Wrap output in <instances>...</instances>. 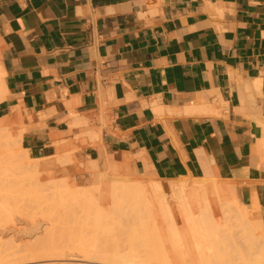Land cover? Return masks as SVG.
Listing matches in <instances>:
<instances>
[{"label":"crops","instance_id":"obj_1","mask_svg":"<svg viewBox=\"0 0 264 264\" xmlns=\"http://www.w3.org/2000/svg\"><path fill=\"white\" fill-rule=\"evenodd\" d=\"M0 66L41 169L218 177L264 223V0H0Z\"/></svg>","mask_w":264,"mask_h":264},{"label":"bare ground","instance_id":"obj_2","mask_svg":"<svg viewBox=\"0 0 264 264\" xmlns=\"http://www.w3.org/2000/svg\"><path fill=\"white\" fill-rule=\"evenodd\" d=\"M2 75L3 69L0 66V100L2 99L3 94L6 90L2 81ZM258 84L262 85L259 83V80ZM9 123L11 124V122H9V119L6 117L0 119V190L2 191V193H0V244L5 241L7 242L8 240V242H10L8 244L6 242L4 243L7 247L4 251H0V255L8 257L17 256L19 254L29 255L24 260L28 262H32L35 260H50L56 264H151L153 261H155V258H157L154 257L152 258L154 260L151 263L148 262L150 258L146 255H148L152 251L153 255L156 254L154 250L149 251L152 248H150L148 252L145 251L144 248L145 253L147 252L148 254H142L144 251L137 252L134 249L127 250V246L123 247L124 245L122 246V248H120V244L116 246L115 249L110 250L108 249V246H105L107 243H109L107 238L106 239L108 242L106 243L104 241L106 243H103L104 245L102 244L103 241H100L104 240V238L101 237L102 235H104V237H109L112 236L111 234H114V236L116 234L113 233L115 232L114 227L116 225H114L113 227V225L111 226L107 224L109 221V223H111L113 219L114 222H112L111 224H116L117 222H119L117 221L115 223L117 217L114 218L112 216V213L115 212L114 210H117L116 212L119 211L121 213L122 209L127 210L130 207V209H133L134 211L136 210V212L138 211V213H140L138 209H141L144 211L141 212H148L151 214V216L154 215V211H157L156 209H160L163 217H169L167 219L171 220L173 224L171 225L170 222L169 225L171 226L168 227L169 233L167 235L168 239L170 240L172 249L178 247V244L181 242L182 231H187L190 236L189 238H191L192 240H190L191 242L187 241L186 244L191 247L192 252L194 254L207 253L205 258L194 259L192 264H234L231 260V256H239L244 258V252H246V249H250L255 246V240L257 237H261L263 241V244L258 243L260 249L262 250V255L260 256V258H258V264H264V223L262 214L260 213V211H258V213L251 211L245 205H243L238 198L229 199L227 197L226 187H224L221 183L212 181L207 182L203 179V181L198 180L200 181H197L198 183H191L192 185L188 184V182L186 181H181L178 184H162L160 182L149 181V184H143L142 181L144 180L139 182L140 184H135V182L134 184H130L126 183L127 181L124 182L125 180H115L112 181L113 183L108 184L107 190L103 192V186L101 184L102 175H100V172L102 171H100V169L103 164H105L106 162L109 163L107 159H104L100 161H90L87 165V168L92 172V175H94V181L96 182V187L94 188L99 190V192L97 191L98 194L95 193V190L92 188V186L91 188H88L90 190H88L87 188L84 189V186L83 188H73L71 185L66 184L67 181L66 183L63 182L64 185H56V189L50 190L51 187L54 188L55 186H50L52 184L44 186L45 184H43V182L39 180L40 178H37L39 177V175L34 176V170L38 169L37 165H39V163L36 164L35 162L34 165V163H30L31 161H28H38V159L31 158L28 154L27 149L23 148L21 144L23 136L22 134H13V136L10 134V132H8V130L10 131L11 129L8 128L10 126ZM20 132L22 133V131ZM95 133H92L94 139L96 137ZM14 145L19 146L18 148L20 150H23L24 153L19 154L20 152H17L13 148ZM258 147L264 148V124L263 135L259 139ZM13 150H15L17 153ZM111 164H113V161ZM106 167L108 168L109 166H105L104 170L107 169ZM30 170H32L33 175ZM40 181L42 182V184ZM26 188H28V190L29 188L32 189L28 191L29 193L31 192L30 194L32 196L29 195V197L31 196L32 198L25 205V202H17V200L21 201L20 199L22 198L17 194L22 195L24 193L23 195L25 196V194L27 193ZM24 189L26 190L24 191ZM37 190L39 192H44L46 198H50L48 200L53 201L49 202L46 200L47 203H44L43 200V202H41L42 200H39L41 195L38 199L36 197L34 200V197L39 195V192L38 194H34L35 196L33 195V192ZM20 191L23 192L21 193ZM15 195L21 198H17V196ZM106 197H109L111 200V205L107 208L104 205ZM15 198H17V200ZM25 198L23 197L22 199L25 200ZM171 198L174 199L173 203L170 202ZM51 204H53V206ZM125 210L123 214L126 215L128 211L125 212ZM174 210H177L182 217V221L184 224V226L182 227L183 229H179L180 227L178 228L177 222L174 220ZM111 211H113L111 213L112 215L110 214ZM160 211L159 214H161ZM116 212L114 213V215L116 214ZM118 215L122 216V214L119 213ZM129 215L131 216V213ZM129 215H127V218ZM66 216H74L73 218H76L75 216H77L80 219L79 221L82 227H85L84 230L89 231L88 229L91 228V231L93 227L95 229H93V232H97L96 234L98 235L86 231L89 234L91 233L90 236L93 234L96 237L92 235L91 238H95L91 239L90 236L87 237L85 234V236L87 237L86 241L88 242H85L84 240V243L70 242L69 237L67 240L69 242L57 241L54 238V232L55 230H57V225L60 222L59 220ZM111 216L113 218H111ZM141 216L142 215L138 217L140 218L139 220H141V218H143L145 215L143 217ZM132 217L133 219H137L135 215H133ZM122 218L123 216L119 217V220ZM144 218L142 220H144ZM123 219H125V217ZM154 219H156L155 216ZM167 219L166 221L168 222L169 220ZM145 221L146 220H144V222ZM90 223L93 224H91L92 227L87 228V226H90ZM117 224L120 225V222ZM65 225L67 224L65 223ZM156 228H152L155 233L158 230ZM129 230H132L131 227L129 228ZM146 230L148 229L146 228ZM67 233L69 232H66V234ZM155 233L154 236H156V238L158 239V242H154L155 244L152 242V239L155 238L154 236L153 238L152 235H149L150 237L146 236V238H144V236V240L147 238L148 241L151 240L147 242V244L151 243V247L152 243L156 245L160 241V243L157 245L158 249L160 245L163 248L165 246V239H163L164 237L162 233L160 234V232H158L156 233L157 235H155ZM140 236L136 237H139L140 239ZM65 237L62 236V239ZM130 237L132 240L133 237L131 234ZM136 237L134 239H137ZM110 238L113 239L112 237ZM120 238L121 237H119V239ZM127 238L129 239V237H126V239ZM77 239L78 238H76V240ZM123 239H125V237ZM138 244L140 245V243ZM79 246L81 247L80 249L83 250H81L84 253L83 255L73 251L74 248L77 249V247ZM142 246L140 245V247ZM144 247H147V245H145ZM214 247L217 248L221 256L219 259H211L208 256V254L211 253V250ZM153 248H155L156 251V246H153ZM162 250H164V248ZM162 250L159 249V251L157 252V254L159 255L158 256L156 254L158 258L161 257L160 253L162 252L160 251ZM165 253L166 252L162 253V255ZM144 255L149 259L140 260V257L144 258L142 257ZM167 255L168 253L165 254L166 258H168ZM163 258L166 259L165 257ZM168 259L166 261H169ZM157 260L156 262H158ZM165 264L168 263L165 262ZM169 264H171V262Z\"/></svg>","mask_w":264,"mask_h":264},{"label":"rangeland","instance_id":"obj_3","mask_svg":"<svg viewBox=\"0 0 264 264\" xmlns=\"http://www.w3.org/2000/svg\"><path fill=\"white\" fill-rule=\"evenodd\" d=\"M10 125V126H9ZM9 129H10V131L8 130V132H10V134L11 135H17V134H22L21 132H16V129L14 128V124L13 123H9ZM13 127V128H12ZM13 135V136H14ZM258 142H259V140H258ZM19 146H17V145H14V149L17 151V152H20L19 154H23L24 153V151L23 150H20L19 148H18ZM15 150H13L14 152H16ZM19 150V151H18ZM23 151V152H22ZM260 153H259V155H260V157L262 158V160L264 161V148H259V150H258ZM16 152V153H17ZM22 152V153H21ZM108 160V162L109 163H105V164H103L102 165V167H101V169H100V171H102V172H100V175H102V177H101V184H102V186H103V192L104 191H106L107 190V186H108V184H111V183H113L112 181H115V180H119V181H124V182H126V183H130V184H134V182H135V184L136 183H138V184H140L139 182H141L142 180H144V181H142L143 182V184H149L150 182L149 181H153V182H160V183H162V184H178V183H180L181 181H186V182H188V184H190V185H192L191 183H193L194 184V182H196V183H198V182H200V181H203V179H204V181L206 180L207 182L209 181H212V182H219V183H221L224 187H226V191H227V197L229 198V199H237V197H236V195H235V192L233 191V189L229 186V184L226 182V181H224V180H222L221 178H218V177H212V176H208V177H204V178H193V177H184V178H180V179H174V180H168V181H158V180H155V179H153V178H146V177H144V176H141V175H139L138 173H136V172H133L131 169H130V167L128 166V165H124V164H120V163H115V165H114V162H113V164H111L112 163V161L111 160H109V159H107ZM31 161V162H30ZM28 162H30V163H34V165H35V162H36V164L38 163V161L36 160H29ZM109 164V165H108ZM105 166H109L106 170H104L105 169ZM37 167H38V171L37 170H34L35 172H34V176H38L39 175V177H37V178H40L39 180H41L42 182H43V184H45L44 186H46V185H50V184H52V185H50V186H55L54 188H50V190H54V189H56V185H58L59 186V184L60 185H64V183L63 182H65L66 183V181H67V183L66 184H68V185H71L73 188H79V187H82L83 188V186H84V189L85 188H91V186H92V188L95 190V193H97V191L99 192V190L98 189H96V188H94V187H96V182L94 181V175H93V180H90V181H88V182H83V181H81V180H76V179H74V178H71V177H68V176H61L60 174H58V173H54V172H52V171H48V170H44V169H41L40 167H39V165H37ZM37 171V172H36ZM107 171V172H106ZM30 172H32V170H30ZM42 172V173H41ZM109 172V173H108ZM41 173V174H40ZM107 173H108V175H107ZM104 174V175H103ZM110 174V175H109ZM18 175V174H17ZM32 175H33V172H32ZM113 175V176H112ZM114 177H116V178H114ZM202 179V180H201ZM60 180V181H59ZM147 180V181H146ZM198 180H200V181H198ZM40 181V182H41ZM54 181V182H53ZM107 181V182H106ZM129 181V182H128ZM131 181V182H130ZM198 181V182H197ZM42 182H41V184H42ZM46 182H47V184H46ZM95 182V183H94ZM149 182V183H148ZM152 182V183H153ZM61 183H63V184H61ZM94 184V185H93ZM57 186V187H58ZM86 186H88V187H86ZM90 186V187H89ZM27 189V193L25 194V196L22 194V195H19V194H17L18 196H21L22 198L24 197H26L25 198V200L24 199H22L21 197H18L17 195H15V196H17V198H21L20 200L21 201H18L17 200V198H15L16 200H17V202H22V203H24L25 202V205L27 204V202H29V200L32 198L31 196V192L29 193L28 191H30V190H32V189H30L29 188V190H28V188H26ZM26 189H24V191L26 190ZM93 189H91V190H93ZM21 190H23V189H21ZM88 190H90V189H88ZM18 192H19V190H18ZM17 192V193H18ZM21 192V191H20ZM23 192V191H22ZM21 192V193H22ZM38 190L37 191H34L33 192V195L34 194H38ZM94 192V191H93ZM0 193H2V191L0 190ZM43 195H42V194ZM98 194V193H97ZM2 195V194H1ZM29 195H31L30 197H29ZM40 195H41V197H40ZM35 196V195H34ZM33 196V197H34ZM37 197V199L39 198V200H42L41 202H43V200H44V203H47V201H49L48 199H50V198H46V195L44 194V192H39V195L38 196H35L34 197V200H35V198ZM44 197V198H43ZM29 198V199H28ZM12 199V198H11ZM37 199H36V201H37ZM14 200V199H13ZM47 200V201H46ZM53 201V200H52ZM51 200L49 201V202H52ZM173 201H174V199L173 198H171L170 199V202H172L173 203ZM33 202V201H32ZM39 202V201H38ZM41 202H40V204H41ZM54 202H55V200H54ZM53 202V203H54ZM34 204V203H33ZM36 204V203H35ZM52 206H53V204H51ZM50 205V206H51ZM105 207L107 208V207H109L110 205H111V200H110V198L109 197H106L105 198ZM127 209V208H126ZM125 210V209H124ZM124 210L122 209V211H121V213L118 211V212H116L117 210H114L115 212H116V216L114 215V213L115 212H113V211H111L110 212V214L115 218V217H117V219H116V221H115V223L117 222V221H119L120 222V225H118L117 223H119V222H117L116 224H111L112 222H114V219L112 220V222L111 223H107V224H109V225H113V227H114V225H116L114 228H115V232H113V233H116L115 234V236H114V234H111L112 236H109V237H104V235H102L101 237H103L104 238V240H100V241H103L102 242V244L103 243H107L108 241H109V243H105L106 245L105 246H108V249H110V250H112V249H115L116 248V246H118L119 244V247L120 248H122V246L123 247H126L127 246V250H131V249H134L135 251H144V248H145V251H147L148 252V250L150 249V248H152V249H150L149 251H152V250H154V252L157 254V252L159 251V249L160 250H162L163 248H164V250H162V251H160V252H162V253H164V252H166L165 254H167L168 253V258H170V259H168V258H166V256H165V254H163L162 255V253H160V255H161V257L160 258H158V256L155 254V255H153V251L152 252H150L149 254L146 252L145 253V251L142 253V254H148V255H146V256H149V258L147 257L146 258V256L144 255V256H142V257H144V258H141L140 257V260H146V259H149L148 260V262H152L154 259H152V258H154V257H157V258H155V261H153L151 264H158V263H161V264H165V262L166 263H170L171 262V264H183V263H186V264H192L193 263V260L194 259H197V258H205V256H206V254L205 253H197V254H194L193 252H192V250H191V247L189 246V245H187L186 244V242L187 241H190V240H192L191 238H189L190 236H189V233L187 232V231H182V240H181V242L178 244V247H176L174 250L172 249V246L170 245V240L168 239V227L169 226H171L172 224H173V222L171 221V220H169V219H167V218H169V217H167V218H165V217H163L162 216V213H161V211H160V209H156L157 211H154L155 213H153L154 215H152L151 216V214L150 213H143L144 211L143 210H141V209H138L139 210V212L141 213H138V211L136 212V210L134 211L133 209H130V207H129V209H127V210H125V212H127V213H131V216L129 215V214H127L126 213V215L125 214H123L124 213ZM141 211H143V212H141ZM159 211H160V213L161 214H159ZM133 212V213H132ZM174 215H173V217L175 218L174 220L177 222V226H178V228L179 229H183L182 227L184 226V224H183V221H182V217H181V215L179 214V212L177 211V210H174ZM118 213L119 214H122V216H123V218L125 217V219H120L119 220V217H122V216H120V215H118ZM136 213H137V215H136ZM157 213H158V215L159 216H161V217H159L158 215H157ZM139 214V215H138ZM150 214V215H149ZM127 215H129L128 216V218H127ZM133 215H135L136 216V218L138 219V221H137V219H133ZM140 215H142L141 217H143L144 215V217L145 218H147V219H145L144 217V220H146L145 222H144V220H142L143 218H141V220H139L140 218H138V217H140ZM111 216V218H113ZM119 216V217H118ZM153 217V218H151V217ZM154 216H155V218L156 219H154ZM158 216V217H157ZM164 216H165V214H164ZM74 216H66V217H64V218H62V219H60L59 221V223H58V225H57V230H55V234H56V231H57V234L55 235L54 233V238L57 240V241H60V242H74V243H84V240H85V242H88V241H86L87 239V237L88 236H90V234L91 233H95V232H93V227H92V223H90V226H87V228L88 227H92V230L90 231V229L91 228H89L88 230L89 231H87V230H84L85 229V227L83 226L82 227V225H81V223H80V219L77 217V216H75L76 218H73ZM132 217V218H131ZM149 217V218H148ZM78 218V219H77ZM127 218V219H126ZM129 218H130V220H129ZM164 218H165V222H164ZM78 220V222H77V220ZM151 219V220H150ZM154 219V220H153ZM166 219L167 220H169L168 222L166 221ZM65 220V221H64ZM66 220H67V222H66ZM125 220V221H124ZM127 220V221H126ZM122 221V222H121ZM141 221H143V222H141ZM170 222H171V225H169L170 224ZM65 223L67 224V225H65ZM79 223H80V225H79ZM124 223V224H123ZM167 223H168V226H167ZM92 224V225H91ZM60 225V226H59ZM76 225V226H75ZM108 225V226H109ZM81 226V227H80ZM151 226V227H150ZM64 227V228H63ZM80 227V228H79ZM131 227V229L132 230H129V228ZM143 227V228H142ZM153 227H157L156 229H158L157 231H156V233H158V232H160V234L162 233V235H163V239H165V241H164V243H165V246L162 248L161 247V245L159 246V249H158V244L160 243V241H159V243L158 244H156V245H154L155 243V241H157L158 242V239L156 238V236H154V231H153ZM159 227V228H158ZM63 228V229H62ZM83 228V229H82ZM86 228V229H87ZM111 228V227H110ZM146 228L148 229V230H146ZM161 228V229H160ZM61 229H62V231H61ZM75 229H76V231H75ZM143 229V230H142ZM152 229V230H151ZM59 230H60V232H59ZM79 230V231H78ZM81 230H82V232H81ZM95 230V229H94ZM112 230V229H111ZM145 230V231H144ZM149 230H151V231H149ZM159 230H161V231H159ZM165 230V231H164ZM85 231V232H84ZM91 232L90 234L89 233H87V232ZM154 233H153V232ZM64 232V233H63ZM66 232H69V233H67L66 234ZM80 232H81V234H80ZM112 232V231H111ZM166 232V233H165ZM76 233V234H75ZM97 233V232H96ZM95 233V234H96ZM132 233H135V234H132ZM152 233V234H151ZM155 233V235H157ZM60 234V235H59ZM62 234H64V235H62ZM66 234V235H65ZM82 234H84V235H82ZM85 234H86V236H85ZM89 234V235H88ZM130 234L132 235V240H131V237H130ZM144 234V235H143ZM148 234V235H147ZM159 234V235H160ZM72 235V236H71ZM82 235V236H81ZM93 235V234H92ZM91 235V236H92ZM96 235H98V234H96ZM141 235V236H140ZM149 235H152V237L154 236L155 238H156V240H155V238L154 239H152V242L154 243H152V247H151V243L148 245L147 244V242H149V241H151V240H149L148 241V238L147 239H145L144 240V238H146V236H148V237H150ZM161 235V236H162ZM166 237H165V236ZM62 236L63 237H65V238H67V239H65V238H63L62 239ZM91 236H90V238H91ZM93 236H95V235H93ZM114 236V237H113ZM136 236H140V239H139V237H136ZM145 236V237H144ZM68 237H69V241H67L68 240ZM80 237H81V239H80ZM96 237V236H95ZM95 237H92L91 239H93V238H95ZM100 237V236H99ZM110 237H112L113 239H111ZM119 237H121L120 239H119ZM125 237V239H123V238ZM126 237H129V239L127 238L126 239ZM137 238V239H134V238ZM144 237V238H143ZM59 238V239H58ZM71 238V239H70ZM76 238H78L77 240H76ZM82 238H84V239H82ZM102 238V239H103ZM108 239V241H107V239ZM117 238V239H116ZM143 238V239H142ZM149 239H151V238H149ZM167 239V240H166ZM189 239V240H188ZM114 240V241H113ZM9 241V240H8ZM6 242L7 244L8 243H10V242ZM91 241V240H90ZM99 241V242H100ZM105 241V242H104ZM116 241V242H115ZM145 241H146V244H145ZM5 242H1L2 244H0V245H2V246H0V251H4L5 249H6V247L7 246H5ZM110 242H112V243H110ZM114 242H115V244H114ZM191 242V241H190ZM263 241H262V238L261 237H257L256 238V240H255V246L253 247V248H250V249H246V252H244L245 253V256H244V258H242V257H239V256H231V260H232V262L234 263V264H258V258H260V256L262 255V250L260 249V246L258 245V243H262ZM101 243V242H100ZM118 243V244H117ZM138 243H140V245L142 246V247H140V245L138 244ZM142 243V244H141ZM6 244V245H7ZM117 244V245H116ZM128 244V245H127ZM136 244V245H135ZM263 244V243H262ZM11 245V244H10ZM79 245V244H78ZM104 245V244H103ZM112 245V246H111ZM115 245V246H114ZM138 245H139V247H138ZM145 245H147V247H144ZM5 246V247H4ZM110 246V247H109ZM133 246V247H132ZM136 248H135V247ZM153 246H156V251H155V248H153ZM10 247H12V246H10ZM81 247L79 246V247H77V249L76 248H74L73 249V251L74 252H76V253H79V254H84L82 251V249H80ZM141 249H143V250H141ZM82 250V251H81ZM164 251V252H163ZM139 252V253H140ZM29 255H21V254H19V255H17V256H12V257H8V256H4V255H0V264H56V263H54L53 261H50V260H35V261H32V262H28V261H26V260H24L25 258H27ZM165 257L166 259H164L163 257ZM208 256L211 258V259H215V258H217V259H219L221 256H220V254H219V252H218V250H217V248L216 247H214L212 250H211V253L210 254H208ZM208 257V258H209ZM158 259V260H157ZM169 260V261H166V260ZM151 260V261H150ZM156 260L158 261V262H156ZM165 261V262H164ZM83 263V262H82ZM58 264V263H57Z\"/></svg>","mask_w":264,"mask_h":264}]
</instances>
